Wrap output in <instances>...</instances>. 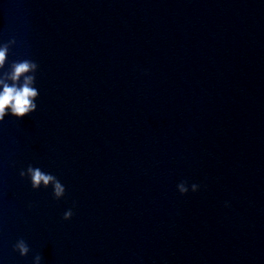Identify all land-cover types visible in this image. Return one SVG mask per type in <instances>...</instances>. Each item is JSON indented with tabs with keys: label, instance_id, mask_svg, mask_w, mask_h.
Masks as SVG:
<instances>
[{
	"label": "water",
	"instance_id": "obj_1",
	"mask_svg": "<svg viewBox=\"0 0 264 264\" xmlns=\"http://www.w3.org/2000/svg\"><path fill=\"white\" fill-rule=\"evenodd\" d=\"M12 39L39 96L0 121V264H264V0H0Z\"/></svg>",
	"mask_w": 264,
	"mask_h": 264
},
{
	"label": "clouds",
	"instance_id": "obj_2",
	"mask_svg": "<svg viewBox=\"0 0 264 264\" xmlns=\"http://www.w3.org/2000/svg\"><path fill=\"white\" fill-rule=\"evenodd\" d=\"M13 44H15L14 39L0 44V69H4L9 49ZM37 68L38 65L34 61L24 59L12 61L7 70L0 72V121H3L7 115L20 119L36 110L35 100L39 96L38 89L34 87ZM19 175L21 178H28L33 190L51 186L54 199H60L65 193V187L61 182L54 175L45 173L39 167L29 165L25 170H21ZM186 184V181H182L177 185V190L181 195L189 191ZM197 189L198 185H191V191L195 192ZM72 214L71 209L65 211L63 219H70ZM13 251L24 257L30 249L23 239H18L13 245ZM40 260L41 257L36 255L33 258V264H40Z\"/></svg>",
	"mask_w": 264,
	"mask_h": 264
}]
</instances>
